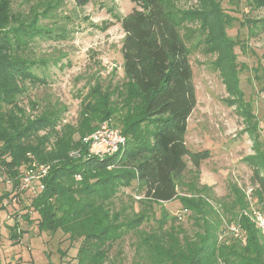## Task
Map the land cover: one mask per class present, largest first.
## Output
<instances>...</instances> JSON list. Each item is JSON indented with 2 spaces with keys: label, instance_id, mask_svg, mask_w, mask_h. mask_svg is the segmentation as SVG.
Here are the masks:
<instances>
[{
  "label": "trees",
  "instance_id": "16d2710c",
  "mask_svg": "<svg viewBox=\"0 0 264 264\" xmlns=\"http://www.w3.org/2000/svg\"><path fill=\"white\" fill-rule=\"evenodd\" d=\"M61 1L32 5L22 19L10 12V0H0V171L12 180L10 188L0 194V202L12 192L18 195V174L31 155L50 168L42 179L44 188L29 207L39 215L40 230L60 229L72 241L81 240L74 264H107L112 246L130 232L136 237L139 259L134 264H264V237L248 217L238 218L240 238L231 234L223 239L218 215L204 198L178 194L175 179L184 174V157L197 167L210 152L191 151L185 143L187 119L196 104L190 46L202 41L193 43V29L182 31V18L171 0H136L140 9L113 14L123 30L122 79L104 86L96 81L81 102V132L90 134L99 123L114 119V126L109 125L119 130L124 143L104 156L88 155L89 144L81 141L64 155L43 154L47 140L59 137L58 131L69 125L57 129L63 120L57 106L35 112L37 102L29 99L31 111H27L20 97L27 91L26 84H46V69L59 61L36 57L34 44L67 35L65 27L48 26L40 18L50 15ZM72 1L83 7L91 0ZM254 1L264 6V0ZM205 2L209 7L202 11L200 22L211 33L204 40L205 50L219 52L222 60L224 50L232 46L221 19L227 13L217 1ZM261 25L264 28V18ZM74 150L78 156L70 154ZM244 160L264 193V152H254ZM130 186L140 198L130 200L126 208L132 210L139 202V209L132 214L125 213V208L113 210L112 199L119 189ZM174 199L194 212L193 233L175 225L176 216L170 217L162 207ZM153 204L161 206L158 224L156 230L146 231L140 226L154 214ZM168 220L171 224L164 228ZM17 226L15 222L9 227L14 241L22 234Z\"/></svg>",
  "mask_w": 264,
  "mask_h": 264
},
{
  "label": "rangeland",
  "instance_id": "374dc122",
  "mask_svg": "<svg viewBox=\"0 0 264 264\" xmlns=\"http://www.w3.org/2000/svg\"><path fill=\"white\" fill-rule=\"evenodd\" d=\"M44 1L10 0V12L19 13L25 19L32 5H42ZM171 1L182 18V31L189 33L188 28L193 29V43L202 41L195 46L189 44L196 104L187 119L185 143L191 151L208 149L210 152L197 167L185 156L186 169L175 183L180 196L198 194L204 198L213 213H217L219 229L223 230L221 236L227 239L231 237L230 227L239 224L240 215L248 217L245 212L251 214L253 209L264 208V193L260 192L244 160L254 152H264V28L261 25L264 6L254 0H215L220 10L227 13L221 19L225 35L232 43L220 60L219 52L205 50L204 40L210 33V28L201 26L200 22L202 11L209 7L205 0ZM133 8H141L136 0H91L83 7L76 6L72 0H62L50 15L40 17L41 23L67 30L64 38L35 42L36 57L59 61L50 63L46 69V84H26L27 91L20 97L27 111H31L29 99L37 102L35 112L48 105L62 109V125L57 129L64 124L69 126L58 131L59 137L53 135L47 140L43 153L47 157L64 155L92 133L86 135L80 130L81 102L96 81L100 86L110 80L113 84L121 81L123 30L119 18L113 14L122 16ZM105 122L115 123L114 119L105 120L95 130ZM77 153L74 150L70 154L78 156L74 155ZM133 189L132 186L120 188L111 208H125L128 214L137 211L139 202H135L132 210L126 208L130 200L139 201ZM3 191L0 187L1 194ZM34 196L25 193L14 203L6 196L0 202V264H74L81 240L72 241L60 229L40 230L39 215L29 207ZM162 207L170 217L176 216L175 225L193 233L194 212L188 210L178 219L183 209L178 199L165 202ZM151 211L154 214L140 226L146 231L156 230L161 206L153 204ZM15 222L17 231H22L18 241L10 237L9 227ZM170 224L168 220L164 228ZM135 243L136 237L130 232L112 246L107 264L120 261L134 264L139 260Z\"/></svg>",
  "mask_w": 264,
  "mask_h": 264
},
{
  "label": "built area",
  "instance_id": "2783aa9c",
  "mask_svg": "<svg viewBox=\"0 0 264 264\" xmlns=\"http://www.w3.org/2000/svg\"><path fill=\"white\" fill-rule=\"evenodd\" d=\"M83 141L84 143L89 144L88 155L92 154L96 156H104L115 153L119 146L124 143V137L121 135L118 129L111 127L105 122L97 130L88 135V137H85ZM74 155L79 154L77 153ZM29 158L30 159L28 163L20 169L18 174V195L12 192L7 196L13 203L19 201V194L21 193L37 194L44 188L42 179L48 173L50 165L48 163L38 162L31 155H29ZM11 185V178L0 171V187L6 191ZM135 197L137 199L140 198V196L137 195H135ZM187 211V209L183 208L180 214L177 215V218L182 219V214L186 213ZM245 214L249 217V220L253 223L255 228H257L260 234L264 237V208L253 209L251 214L246 212ZM230 228V232L234 237H241L242 231L239 224Z\"/></svg>",
  "mask_w": 264,
  "mask_h": 264
}]
</instances>
